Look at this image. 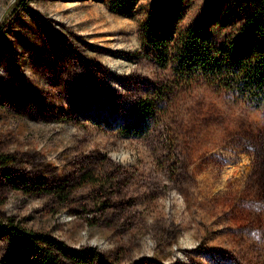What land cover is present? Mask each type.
Returning a JSON list of instances; mask_svg holds the SVG:
<instances>
[{
  "label": "rangeland",
  "instance_id": "obj_1",
  "mask_svg": "<svg viewBox=\"0 0 264 264\" xmlns=\"http://www.w3.org/2000/svg\"><path fill=\"white\" fill-rule=\"evenodd\" d=\"M12 1L0 169L18 188L0 173V224L93 248L91 264H264V109L177 81L140 45L148 18L165 35L227 33L246 0ZM13 250L0 230V264H38Z\"/></svg>",
  "mask_w": 264,
  "mask_h": 264
},
{
  "label": "trees",
  "instance_id": "obj_2",
  "mask_svg": "<svg viewBox=\"0 0 264 264\" xmlns=\"http://www.w3.org/2000/svg\"><path fill=\"white\" fill-rule=\"evenodd\" d=\"M106 1L114 8L129 0ZM246 6V14L227 33L212 27L210 38L194 28L171 30L165 35L148 18L140 35L142 53L162 68L169 67L179 82L202 79L251 107L264 109V0H246ZM152 106L150 100L140 101L133 111L144 117L153 112ZM12 163L10 155H0V166ZM0 173L9 185L18 188L6 168ZM54 185L50 192L58 194L62 186ZM0 230L14 247L13 253L33 258L38 264H91L96 256L93 248H70L13 224H0Z\"/></svg>",
  "mask_w": 264,
  "mask_h": 264
},
{
  "label": "water",
  "instance_id": "obj_3",
  "mask_svg": "<svg viewBox=\"0 0 264 264\" xmlns=\"http://www.w3.org/2000/svg\"><path fill=\"white\" fill-rule=\"evenodd\" d=\"M18 0H13L11 5L9 6L8 10H7V13L12 9V7L15 5V3L17 2Z\"/></svg>",
  "mask_w": 264,
  "mask_h": 264
}]
</instances>
